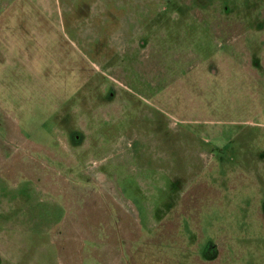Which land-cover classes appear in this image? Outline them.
Returning a JSON list of instances; mask_svg holds the SVG:
<instances>
[{"label": "rangeland", "instance_id": "374dc122", "mask_svg": "<svg viewBox=\"0 0 264 264\" xmlns=\"http://www.w3.org/2000/svg\"><path fill=\"white\" fill-rule=\"evenodd\" d=\"M0 264H264V0H0Z\"/></svg>", "mask_w": 264, "mask_h": 264}]
</instances>
